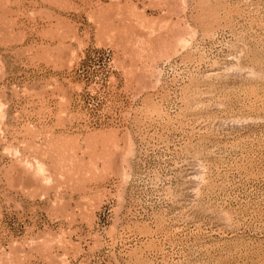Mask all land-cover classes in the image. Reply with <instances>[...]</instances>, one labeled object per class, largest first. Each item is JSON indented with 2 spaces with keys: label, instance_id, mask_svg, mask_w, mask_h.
Wrapping results in <instances>:
<instances>
[{
  "label": "rangeland",
  "instance_id": "1",
  "mask_svg": "<svg viewBox=\"0 0 264 264\" xmlns=\"http://www.w3.org/2000/svg\"><path fill=\"white\" fill-rule=\"evenodd\" d=\"M0 264H264V0H0Z\"/></svg>",
  "mask_w": 264,
  "mask_h": 264
},
{
  "label": "bare ground",
  "instance_id": "2",
  "mask_svg": "<svg viewBox=\"0 0 264 264\" xmlns=\"http://www.w3.org/2000/svg\"><path fill=\"white\" fill-rule=\"evenodd\" d=\"M43 166V165H42ZM43 168V167H42ZM44 172V171H43Z\"/></svg>",
  "mask_w": 264,
  "mask_h": 264
}]
</instances>
